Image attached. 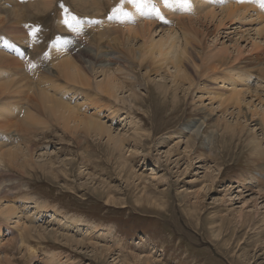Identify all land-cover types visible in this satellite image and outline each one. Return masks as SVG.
<instances>
[{
    "label": "rangeland",
    "instance_id": "374dc122",
    "mask_svg": "<svg viewBox=\"0 0 264 264\" xmlns=\"http://www.w3.org/2000/svg\"><path fill=\"white\" fill-rule=\"evenodd\" d=\"M0 1V4L7 7V11H10V6H12L13 12L11 11V13L17 14L14 15L17 17H14L8 12L9 18L14 17L10 21L7 15L0 11V17H3V22H0V39L2 36L1 43L12 50L8 51L9 56L15 58L14 54L16 53V57H18L16 58L18 67H16H20L18 71L21 73L18 77L22 78V74H24L22 79L25 84L29 85V81L30 84L37 82V78L42 75L44 68L49 69L51 66L50 57H52L50 49L52 43L56 41L61 46V50L69 53L71 57L78 56L79 52H88L92 58L95 57L97 60L94 61L95 64L110 67L119 61L113 55L110 47L107 50L93 51V44L102 41L101 46L106 47L107 40H98V31L95 25L83 22L94 13L92 9L87 10L85 6L82 7L83 9H77L80 8V5L78 6L74 2L75 0H52L51 6L45 7L39 0ZM10 2L11 5H9ZM105 3V0H98L99 6H103ZM66 15H76L81 22L80 28L84 30H80L79 33V31L75 32L64 25L62 21ZM167 21L171 20L157 16L153 18V22L171 27L172 21ZM10 22H13L12 27ZM1 23H5L7 26L5 27V24ZM16 27L17 30L21 29L19 33L10 30V28L14 30ZM235 27L232 26L230 32ZM32 29H37L35 38L29 35ZM235 39L237 38L233 37L232 40ZM219 40L226 42L225 44L229 46L224 36H221ZM230 42L233 44L232 41ZM8 45L12 47L10 48ZM34 62L37 65L42 63L44 66L42 64L37 66ZM121 63L124 64L122 60L120 65ZM86 67H89V64L85 63L84 68ZM134 73L139 77L140 73L138 74L137 71ZM27 74L29 75L26 76ZM252 74L259 77L257 72L252 71ZM134 84L140 95L139 105H137L139 108L136 106L130 111L133 114V120L140 124L142 131L145 130L149 134V140L140 150L142 152L132 160L133 162H128L129 166L133 168L132 172L141 178L139 181L133 179L130 175L131 168L122 164V160L116 153L113 154L114 157L111 156V151H107L110 148L106 146L105 141L99 142L90 138L88 139L90 146L86 144L77 146L74 143V135L63 134L64 131L56 123L53 124L47 119L48 123L50 122L52 125L44 135H39L41 132L38 133L34 129L33 131L30 128H22L24 123H21L20 116L13 121V129L9 132V136L0 134V146L3 145L0 153L20 147L36 153L35 155L38 157L37 155L45 151L50 153L51 161L54 163L52 168L48 166H44L45 169L27 167L26 171H23L24 175L17 168L0 165L1 200L16 201L18 197L27 195L56 209L63 222L67 217H73L97 226L98 230H111L109 235L104 236H101V232L93 233V236H90L85 233V230H82L84 228L81 229L82 231L80 230V234L74 233L72 230L65 233L60 231L62 234L71 236L66 239L59 233L57 234L56 231H59L57 223L51 218L52 213L49 209L50 212L40 219L42 221L39 224L36 223V228L37 225L42 228L46 226L48 230L45 231L46 235L31 232L28 237V234H24L23 237L26 246L22 245L34 252L37 256L35 258L34 254L31 255L27 250L24 252L23 247L15 244V240L20 238L18 236L20 233L2 222L1 236L3 238L1 237V239L4 244L0 246L2 250H0L1 264H264L263 210L255 212L252 210L253 205L248 203L249 206L244 210L246 214L255 216L257 212L259 213L250 224L246 222L243 228H239L233 222L232 224L226 222L222 229L219 228L223 215L228 216L229 213L231 215L233 211L235 213L242 205L241 199L234 196L239 191L235 189L239 180L258 181L257 185L264 194V154L255 153L245 141L246 133L252 129L248 127L246 132L241 133V136L238 135L234 138L223 135L216 129L206 126V123H202L200 119L201 115H208V123L210 120V124L215 122L216 118L214 117L217 116V113L212 114L207 99L203 100V109L205 110H202V106L193 102L191 96L185 99L181 94H178V100L172 98L170 100V95H168L164 102V98L158 94L152 84L151 86L149 83L145 85L140 77ZM197 96L196 94L195 97ZM19 103V106L24 110L25 102ZM216 105L214 103V108ZM225 105L227 104L225 103ZM15 121L18 123L16 124ZM251 127L253 126L251 125ZM255 128L257 136H260L262 127L257 125ZM178 136L184 137L183 143L189 142L191 138L189 143H194L193 148L197 149L194 153L195 156L203 158L202 160L205 159L206 166L211 168L207 173L214 170L212 173L216 177L214 187L199 201L195 200L196 196H190V194L200 187L194 180L203 178L205 171L198 168L202 163L192 164V168L183 175L182 171L185 168L182 156L185 147L183 143L175 153L180 154L176 156L173 154L170 161L166 160L165 152L169 149L175 151L173 147L179 140ZM133 143L130 141L129 147H132ZM28 144L30 146H27ZM86 146L92 154L87 162L81 156V152ZM127 155L125 154V156ZM158 157H160L159 162L157 161ZM127 159L129 160V158ZM176 161L179 163L180 169L174 167ZM62 162L70 164L62 165ZM192 162L194 161L192 160ZM152 174L166 178L167 184L158 185L151 182L149 176ZM255 189L257 192L259 188L256 186ZM249 194L251 193H243V196L248 195L244 196L246 201L257 199L255 195ZM223 198L231 201L229 203L231 205L221 204ZM258 201L263 202L264 205L263 198ZM228 218L232 220V217ZM49 220H52L50 225H48ZM10 228L12 232L9 231ZM38 229L42 231L40 228ZM91 238H96L95 242L97 243H92L94 241H91ZM77 241L79 244H76ZM52 255L56 257L55 261L48 262L46 257ZM133 257H136V261Z\"/></svg>",
    "mask_w": 264,
    "mask_h": 264
},
{
    "label": "bare ground",
    "instance_id": "6f19581e",
    "mask_svg": "<svg viewBox=\"0 0 264 264\" xmlns=\"http://www.w3.org/2000/svg\"><path fill=\"white\" fill-rule=\"evenodd\" d=\"M51 1L39 0L44 7L51 6ZM105 1L106 3L103 6H99L98 0H75L74 2L78 6L80 5V8L78 7L77 9H83L82 7L85 6V9H92L94 12L89 16L90 18H86L83 22L95 25L98 31V40H107L106 47L101 46L102 41L98 44H93V51L107 50L110 47L113 55L119 60L117 61L119 63H114L112 67L99 63V65L95 64L94 61L97 60L95 57L93 59L88 52H79L78 56L71 57L69 53L61 50V46L56 41L52 43L51 53L48 52L52 56L50 57L51 66L49 69L44 68L42 75L40 73L41 76L36 77L37 82L30 84L29 81L28 85L22 79L24 74H22V78L18 77L21 73L18 71L20 67L17 68L18 60L16 58L18 57H16V53L14 54L15 58L9 56L8 51L12 50H9L6 47L7 45L1 43L3 39L1 36L0 134L2 136L7 134L9 136V132L13 129V121L19 116L21 123H24V127L21 126L22 128L34 129L38 133L41 132L39 135H44V133L48 132L52 125L50 122H52L53 124L56 123L64 131L63 134L74 135V143L77 146L85 144L90 146L88 140L90 138H94L99 142L105 141L106 146L110 148L107 151H111V156L114 157L113 154L116 153L122 160V164L129 166L128 162H133L132 160L142 152L140 150L144 147L145 142L149 140V134L145 130L144 132L142 131L140 124L133 120V114L130 111L139 105L140 95L134 83L140 77L145 85L149 83V86L152 84L156 88L158 94L164 98V102L168 95H170V100L171 98L178 100V94H181L185 99L191 96L192 101L197 102L200 107L202 106V110H205L203 109V100L207 99L209 104L207 102L206 104H208L212 114L216 112L217 116L214 117L216 118L215 122L210 124L211 120L208 123V115H201L202 123H206V126H210L223 135H229L232 138L238 135L241 136V133L249 127L252 130L246 133L245 141L247 145L255 153L264 154V0H245V2L240 3L241 5H239L237 0H187V7H185L183 0ZM11 4L10 2L9 5ZM10 7V11H7V7L4 4H0V11H3L8 18L10 15H17L15 12L11 13L13 10L12 6ZM8 12H10V15L7 14ZM188 12L189 14H187ZM154 16L171 20L172 26L165 27L153 22ZM14 17L9 18V20L14 19ZM0 18V22H3V17ZM12 23L10 22V25ZM6 26L7 24H5ZM232 26L236 27L230 32ZM17 29V27L14 30L10 28L12 32L19 33L21 29ZM80 30L84 29L80 28L79 33ZM11 35L14 37L13 34ZM221 36L227 39L229 46L225 44L226 42L219 40ZM233 37L237 39L232 40ZM8 46L12 47L11 45ZM121 60L124 63L123 65L122 63L120 65ZM37 63L35 64L37 65ZM85 63L89 64V67L84 68ZM135 71L138 74L140 73L139 77L134 73ZM252 71L257 72L259 77H257L258 75H253ZM196 94L198 95L197 97H195ZM19 102H25L24 110H22L23 107L19 106L21 104ZM214 103L217 104L215 108ZM225 103L227 105L224 106ZM212 114L210 112V116ZM46 119L50 122L48 123ZM257 125L262 127L259 133L260 136H257L254 131ZM178 139L173 147L175 151L169 149L165 152L167 162L170 161V157L173 154L177 153L178 147L184 142L183 136H178ZM130 141L134 142L132 147H129ZM186 142L183 143L185 147L182 152L183 164L185 165L184 171H182L183 175L192 168V164L199 165V163H202L201 167L199 165L198 168L205 171L202 179L196 178L194 180L200 187L190 194V196H196L195 200L199 201L207 193H210L209 191H212L216 177L212 175L214 170L211 173H207L211 168L206 166L205 159L202 160L203 158L195 156L194 153L197 151V149L194 150L193 148L195 144ZM2 146H0V150ZM27 146L30 145L28 144ZM87 146L81 152V156L86 162L92 156ZM35 154L20 147L2 151L0 153V165L17 168L23 175V171H26L27 167L30 166H32V169H36V167L44 168V166L52 168L54 166L50 153L44 151L37 155L38 157ZM125 154L128 155L125 156ZM179 154H175V156ZM192 160L194 162L191 163ZM157 161H160V157L157 158ZM65 163L62 162L61 164ZM129 167L131 168L128 169H130V175H132L133 179L136 181L141 180L135 172H132L133 168ZM174 167L180 169L177 161ZM157 176L152 174L149 176V180L158 185L161 183L167 184L166 178ZM253 181L239 180L235 188L239 191L234 196L241 199L240 203L242 205L235 213L233 211L231 215L230 213L228 216L223 215L219 224L220 229L223 228V225L225 226L226 222L231 224L233 222L239 228H243L246 222L250 224L259 213L257 212L255 216L254 214H246L244 210L249 206L248 203L253 205V211L263 210L264 213L263 202L258 201H261L262 198L264 199V194L257 185L259 184L258 181ZM256 186L259 188L257 192H255ZM243 193H251L249 195H255L257 199L252 198L253 200L248 199L246 201L244 196L248 195L243 196ZM1 198L0 246L4 244V242L2 243L1 235L2 222H5L20 233L18 236L21 239L15 240V244L23 247L24 252L27 250L31 255L34 254L35 258L37 257L35 253L23 246L25 245L23 237L24 234H28V237L31 232L42 235L43 233L45 234V231H48L46 226L42 228L37 225L36 228V223L39 224L42 221L40 219L50 212L49 209L52 213L51 218L56 220L57 223H55L59 230L56 231L57 234L59 233L62 235L61 237L66 239L71 238V236L62 233L70 232L71 230L77 234L85 230V233L90 234V236L99 232H101V236L111 233L110 229L98 230L97 226L90 223L87 224L78 218L67 217L66 221L63 222L59 218L56 209L27 195L18 197L16 201L12 199L1 200ZM220 203L231 205L229 204L231 201H227L224 198L221 199ZM228 217H232V220ZM48 222V225H50L52 220ZM11 228L9 231L12 232ZM90 240L94 241L92 242L94 244L97 243L95 242L96 238H91ZM76 244H79V242L77 241ZM46 258L48 262H54L56 257L52 255ZM142 262H144L143 259Z\"/></svg>",
    "mask_w": 264,
    "mask_h": 264
},
{
    "label": "snow or ice",
    "instance_id": "6c2138e0",
    "mask_svg": "<svg viewBox=\"0 0 264 264\" xmlns=\"http://www.w3.org/2000/svg\"><path fill=\"white\" fill-rule=\"evenodd\" d=\"M185 7H187V0H183ZM238 3H243L245 0H237ZM66 11V10H65ZM157 15L159 16V13L157 12ZM63 24L66 25L69 29L78 32L80 29V21L77 19L76 15H66L63 19ZM37 29H32L31 32H29V35L33 38L36 37Z\"/></svg>",
    "mask_w": 264,
    "mask_h": 264
}]
</instances>
